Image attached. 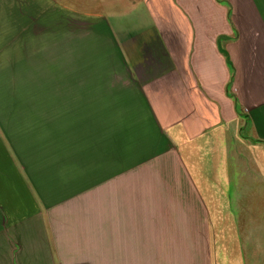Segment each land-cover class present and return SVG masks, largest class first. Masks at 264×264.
I'll return each instance as SVG.
<instances>
[{"label": "crops", "instance_id": "obj_1", "mask_svg": "<svg viewBox=\"0 0 264 264\" xmlns=\"http://www.w3.org/2000/svg\"><path fill=\"white\" fill-rule=\"evenodd\" d=\"M112 4L48 171L0 129V264H264V0Z\"/></svg>", "mask_w": 264, "mask_h": 264}, {"label": "rangeland", "instance_id": "obj_2", "mask_svg": "<svg viewBox=\"0 0 264 264\" xmlns=\"http://www.w3.org/2000/svg\"><path fill=\"white\" fill-rule=\"evenodd\" d=\"M112 3L118 9L126 7L125 0H0V129L10 136L15 150L27 154L25 161L37 174L48 171L51 150L69 144L65 101L80 103L82 96L66 94V86L76 77L80 86L83 56L95 53L87 46L92 29L108 22L94 12L114 20L116 16L109 15ZM23 4L37 14L20 15ZM88 64L92 69V62ZM71 73L72 80L66 78ZM39 150L41 155H30ZM252 181L254 188L246 190L245 200L264 203V172ZM214 193L217 204L208 209L218 227L232 213L227 192Z\"/></svg>", "mask_w": 264, "mask_h": 264}]
</instances>
